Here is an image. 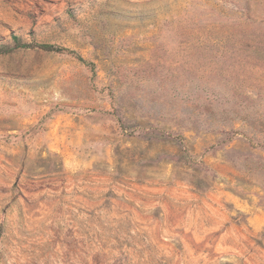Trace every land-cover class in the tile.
<instances>
[{
	"label": "rangeland",
	"instance_id": "obj_1",
	"mask_svg": "<svg viewBox=\"0 0 264 264\" xmlns=\"http://www.w3.org/2000/svg\"><path fill=\"white\" fill-rule=\"evenodd\" d=\"M0 264H264V0H0Z\"/></svg>",
	"mask_w": 264,
	"mask_h": 264
},
{
	"label": "trees",
	"instance_id": "obj_2",
	"mask_svg": "<svg viewBox=\"0 0 264 264\" xmlns=\"http://www.w3.org/2000/svg\"><path fill=\"white\" fill-rule=\"evenodd\" d=\"M14 40H18L16 37L14 38ZM38 48L39 49H42V50H45V51H56V52H61L63 51V49H59V48H55L51 45H46V44H41V45H38ZM80 59V57H78ZM81 60V59H80Z\"/></svg>",
	"mask_w": 264,
	"mask_h": 264
}]
</instances>
